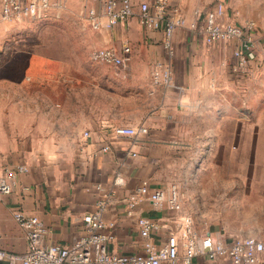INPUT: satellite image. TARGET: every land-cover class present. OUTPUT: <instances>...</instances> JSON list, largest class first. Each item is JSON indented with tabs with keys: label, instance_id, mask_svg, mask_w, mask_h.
I'll return each mask as SVG.
<instances>
[{
	"label": "crops",
	"instance_id": "crops-1",
	"mask_svg": "<svg viewBox=\"0 0 264 264\" xmlns=\"http://www.w3.org/2000/svg\"><path fill=\"white\" fill-rule=\"evenodd\" d=\"M217 1L170 0L186 20L195 11L207 12ZM222 1L226 20L255 23L257 57L243 72L232 69L236 40L207 45L199 32L180 26L172 35L173 51L168 54L162 28H146L136 15L93 33L99 47L127 46L122 50L124 65L97 63L87 53L25 56L23 65L14 70L15 85L8 88L15 92L14 112L8 111L9 103L4 116L0 113V176L5 169L27 167L16 173L10 192L0 193V248L27 249L25 233L12 217L17 209L44 222L47 242L70 244L84 233L82 215L103 194H109L103 218L114 222L112 247L118 252L141 249L139 216L158 223L151 232L157 242L176 230L179 212L156 208L142 199L128 213L127 197L143 180L151 187L168 188L172 184L165 183L168 167L193 148L202 155L229 150L247 120L248 79L258 78L264 70V0ZM76 59L79 62H72ZM156 61L169 63V84L153 83ZM12 71L0 69V79H12ZM110 124H143L147 133L112 136L106 128ZM84 131L88 136H83ZM104 144L109 145L105 151ZM116 175L121 183L114 182ZM219 231L225 237H264ZM0 264L7 263L0 260ZM189 264L209 262L196 256ZM220 264L232 263L223 259ZM254 264H264V252Z\"/></svg>",
	"mask_w": 264,
	"mask_h": 264
},
{
	"label": "built area",
	"instance_id": "built-area-1",
	"mask_svg": "<svg viewBox=\"0 0 264 264\" xmlns=\"http://www.w3.org/2000/svg\"><path fill=\"white\" fill-rule=\"evenodd\" d=\"M48 2L0 0V16L15 21L35 18L44 13ZM93 2V5L87 6L86 18L91 29H109L136 15L142 26L149 29L162 28L163 44L168 54L173 51L171 38L175 29L187 26L199 32L207 45L215 41L236 40L232 67L236 72L246 71L250 62L257 57L253 38L255 23L249 21L238 25L226 20V7L222 0L215 2L205 13L195 11L190 20H186L179 6L170 0H141L137 4L133 0ZM122 50H127V46L100 47L91 51L90 58L97 63L121 66L125 63ZM151 75L153 83L169 84V63L154 62ZM106 128L112 136L137 137L147 133V127L143 124H110ZM88 134V131L83 132L84 137ZM108 148V144L101 147L103 151ZM24 171H27L24 165L5 169V174L0 176V193L10 192L14 176ZM121 181V176L114 177L115 183ZM108 198L109 194H103L95 202L94 208L82 215L84 233L68 245L47 242L45 235L48 228L36 214L12 210V217L27 238V249L24 252H13L0 248V260L7 264H175L178 261L189 264L196 256H202L209 264H220L223 259L230 260L232 264H254L264 252V237L237 234L225 237L214 229L198 230L191 214L183 211L176 184L172 183L168 188L151 187L147 180H143L127 197L126 211L133 212L135 206L146 199L156 208L166 207L179 212L177 228L167 235L164 242H157L151 232L158 228V223L149 217L139 216L137 226L142 238L141 249L131 253L118 252L112 247L114 222L103 218Z\"/></svg>",
	"mask_w": 264,
	"mask_h": 264
},
{
	"label": "rangeland",
	"instance_id": "rangeland-1",
	"mask_svg": "<svg viewBox=\"0 0 264 264\" xmlns=\"http://www.w3.org/2000/svg\"><path fill=\"white\" fill-rule=\"evenodd\" d=\"M93 4V0H49L44 13L35 18L15 21L0 16V69L20 68L31 52L90 55L101 46L86 20L87 6ZM12 72V79H0L1 116L9 103L8 111L14 112L11 86L16 71ZM247 85V120L229 150L202 155L193 148L172 162L165 174V183L176 184L183 208L201 231L264 234V70Z\"/></svg>",
	"mask_w": 264,
	"mask_h": 264
}]
</instances>
